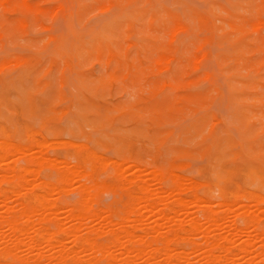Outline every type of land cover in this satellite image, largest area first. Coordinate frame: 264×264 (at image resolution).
<instances>
[{"label":"rangeland","instance_id":"1","mask_svg":"<svg viewBox=\"0 0 264 264\" xmlns=\"http://www.w3.org/2000/svg\"><path fill=\"white\" fill-rule=\"evenodd\" d=\"M169 11L177 16L176 21L172 22L173 19L169 18ZM196 13L203 15L209 26L213 25L211 19L215 21L214 24L218 23L216 36L209 32L211 31L209 26L207 28L202 26L201 29L198 19L194 17ZM188 17L192 23L187 20ZM229 22L238 28H244V33L241 35L236 29L231 28ZM218 25L221 27L219 28ZM224 25L229 29H225ZM193 28L197 30L193 31ZM218 30L220 32H217ZM227 37H240L241 41L245 40L239 46L241 55L244 57L241 62L231 60L232 56L237 54L230 47V42L226 41ZM205 38L209 39L208 44L202 41ZM110 49L114 52V56L108 65L106 55ZM115 58L122 60L125 66L121 67L114 60ZM127 64L131 65L128 67ZM263 112L264 0H0V145L4 146L3 148L11 147V151H8L10 156L6 153L9 159L6 158L4 161L0 159V183H2L3 172V177L8 176L5 180L6 184L4 182L0 186L4 189V191L1 189L2 193L9 198L7 206L18 211L17 214L21 211L18 205L23 196H29L28 202H33L34 197L28 191H34L37 185L43 187L44 182L48 186L53 184L50 188L52 190L53 187L57 188L50 193L52 196L50 198L59 209V217L63 221L60 227L64 230L72 223L68 216L70 214L66 212L76 207L80 200L78 191L85 185L84 188L85 190L88 188L86 193L89 195L84 202V207L89 205L88 209L93 208V211L99 209L96 214H100V217H97L98 220L94 218L96 222L94 219L91 221L92 218L88 219L89 216L88 221L84 219L86 221L82 222V230L79 232L81 236H87L88 234H83L86 230L89 231L90 227L96 228L98 224V227H101L110 220L116 222L121 217L126 219L128 215L130 219L125 223H127L126 226L132 227L135 224L133 218H138L136 215H139L140 211H145V205L143 204L142 207V203L137 206L138 208L134 206L135 203L139 205L141 201L137 203L134 198L133 203L131 200L138 192L135 186L132 184L129 187L131 183L124 182L125 176L131 178L136 174L147 182L150 178L149 184L153 191L154 189H161L164 193L166 191L163 197L168 200L164 202L162 199V204H159L160 210H166L170 203L172 206L175 204L170 208L178 209L174 201L175 195L177 199L179 198L177 193H181L179 196L183 199L186 197V200L193 199L191 196L194 197V194L200 198L211 200L214 198L212 205L219 204L224 193V195L228 194L229 196L226 197L229 198L233 191V193L248 192V194L251 191L264 196V188L258 184H251L244 176L247 175L246 170L253 162L264 163ZM10 143L13 145L11 146ZM37 143L42 147H37ZM1 146L0 158L5 155ZM14 146L19 152L14 153ZM22 146H26L29 150ZM23 149L29 152L22 155ZM11 152L15 154L13 157ZM27 156H32L29 159L33 164L36 162L35 157L37 161L40 159L41 163L36 162L32 166L31 162L26 164L24 161L26 159L29 161ZM62 164L65 166L63 167ZM9 166H18L17 168L21 171L27 168L32 170L35 166L34 171L32 170L34 173L31 172L32 175L39 172V176L35 174L37 178L32 177L31 174H24L28 181L32 177L33 182H24L23 173L25 172L21 173L19 169V173L23 175L21 176L23 181L18 180V184L24 187L23 183H26L24 188L32 186V189L27 188L25 191L17 182L15 185L14 179H18L19 173L18 170H13L14 168L12 173ZM117 167L121 170L120 172ZM35 168L39 171L37 172ZM70 170H74L73 172L78 175H74L76 180H72L70 175L73 176V172L70 173ZM114 170L116 173H113ZM61 171L62 173L64 171V174L66 172L70 174H66L68 175L66 179L70 182L66 181L69 184L64 183L66 175L61 174ZM28 172L30 173L29 170ZM153 172H155L154 177L151 175ZM15 173L17 178L10 177ZM174 176L183 184L182 189L177 190L178 192H173L176 191ZM121 177H124V180ZM152 178L156 179L154 181H159L153 182ZM217 181H220L224 187L223 194L216 186ZM12 186H14L13 190ZM16 186L21 189V191L18 190L19 193L17 191V196L22 191L26 192L21 193L22 197L17 198L14 194ZM132 188L135 189V193ZM38 189L33 192L35 195L43 191ZM129 192L133 194L132 198ZM140 196L136 195V198H141ZM232 196L233 194L229 199ZM130 203L133 205L130 206ZM236 203L241 202L237 200ZM5 205L0 203V212L7 210ZM192 205L190 206L192 207L190 208L191 217L202 219L196 205H193L194 208ZM133 206L137 211L142 207L134 217L127 211L128 208L135 211ZM67 207L68 209H65ZM92 210L89 212L91 213ZM100 211L103 213H99ZM158 211L156 210L155 213ZM149 215L147 219L142 220L144 226L148 225V229L154 219ZM178 216L177 218H183L182 215ZM104 217L108 221L103 222ZM64 218L70 221H65ZM32 219L35 221L34 218ZM121 219L117 222H122L123 219ZM230 221L227 219L228 226L234 225V218L233 220L230 218ZM25 222L26 219L20 221L21 225ZM100 222L103 223L100 225ZM0 223L3 224H0V228L4 236L0 244L11 249L13 232L9 230V226H6L7 229L4 227L7 224ZM32 223H30L32 228L27 223L30 227V237L32 238L33 235V239L28 237V240L39 239L34 235L38 227L33 226ZM87 223L90 225H86ZM149 223H151L150 226ZM202 223L205 227L207 226L206 222ZM55 228L52 225V229ZM140 228L147 229L143 228L142 222V225H139L141 232L137 229V236L142 235ZM167 228L169 229V226L162 229V234L168 232ZM252 231L254 232L253 228L250 233L256 236L257 234ZM59 234L56 240H60L62 236L61 239L65 242V247L57 248L59 250L55 247L51 251L45 244L40 245L41 243L40 247L27 248L31 241L28 242L26 238V241L24 240L26 244L25 242L23 244L25 247L21 249L22 254L19 250L12 252L26 259H31L33 255L36 258L44 253L40 257V262H36L37 264H57L55 259L52 260L53 263L51 262L52 257H57L58 261V257L61 258L67 252L66 249H72L71 244L74 246L73 241H69L72 238L65 241L67 237L60 232ZM143 234L142 236L146 235V233ZM195 234H192L195 238L184 235L185 241L178 240L180 247L176 246L177 241L174 242L176 244L171 242L173 245L171 244L170 248L173 246L176 253L180 250H183L182 253L188 251L187 254L194 249L192 251L194 258L191 257V263L200 264L203 257L200 259L198 256L201 257L203 252L198 254L201 252L195 249L198 251L202 249H199V242L202 240L201 243L204 244V237L202 234H200L201 237L199 233ZM102 235H108V237L105 236L104 239L100 235L98 237L100 239L97 238L98 243H104V241L107 243L109 240L107 243L109 246L111 244L109 234ZM212 235L213 238L216 237L215 233ZM243 237L244 239L239 238V241L236 238L237 243L231 246L240 245L241 240L243 242L247 238L245 235ZM193 239H196L195 242ZM163 240L160 238L159 244H162ZM254 240L256 244L252 247L254 251L251 249L253 254L249 256L250 258L253 255L257 256L263 250L262 242ZM149 241L153 240L149 238ZM159 244L155 242L152 247H164L163 244L161 247ZM110 247L113 246L110 245ZM111 248H107L110 253L113 252ZM154 248L151 250L154 251ZM62 249L66 252L60 251ZM55 250L61 252L62 256L57 255L59 253L56 252L54 254ZM121 251L124 250L120 249L119 252ZM115 252L120 259L127 257L122 255V252L121 256L118 251ZM95 253L93 259L97 256ZM91 254L88 256L89 260H92L89 258ZM254 256L249 258V261L256 258ZM257 258L255 263L262 264L261 257L260 261ZM43 259L44 261H41ZM246 259L240 262L245 261V264H248L249 261ZM17 263L20 264V262Z\"/></svg>","mask_w":264,"mask_h":264},{"label":"bare ground","instance_id":"2","mask_svg":"<svg viewBox=\"0 0 264 264\" xmlns=\"http://www.w3.org/2000/svg\"><path fill=\"white\" fill-rule=\"evenodd\" d=\"M3 1H5V0H3ZM127 1V0H126ZM63 3V2H62ZM64 4V3H63ZM105 7V6H104ZM103 7V8H104ZM200 7V6H199ZM106 8V7H105ZM179 11V10H178ZM211 13H213V12H211ZM201 14H203V13H201ZM206 14V13H205ZM209 14V13H208ZM215 14V13H214ZM168 16H169V18L172 20V22L173 21H176V19H177V16H174L172 13H170V11H169V13H168ZM208 17H209V15H207ZM216 16V15H215ZM181 17H183L182 15H181ZM194 17L195 18H197L198 19V21H199V23H200V27H201V29H202V26L203 27H205V28H207L209 25H208V21H207V19L205 18V17H203V15H200L199 13H196L195 15H194ZM238 17V16H237ZM236 17V18H237ZM179 19V18H178ZM189 17H188V21H189ZM216 19V18H215ZM237 20H239V18H237ZM237 20L235 21V22H237ZM152 21V20H151ZM188 21H186L187 23H188ZM211 21H213V25L212 26H209V28L211 29V31H209V32H211L212 34H213V36L216 34V30L218 29V27L216 26L217 24H214V20L213 19H211ZM164 22H166V21H164ZM167 22H169V21H167ZM189 22H191L192 23V20L191 21H189ZM175 23V22H174ZM185 23V22H184ZM187 23H186V25H187ZM191 23H189L190 25H191ZM212 23V22H211ZM222 23V22H221ZM238 23H239V21H238ZM241 23V22H240ZM224 24H226V23H224ZM229 24V26L231 27V28H234V29H236L241 35L244 33V28H238L236 25H233L232 23H228ZM227 25V24H226ZM226 25H224L225 27H226ZM219 26V25H218ZM176 27V26H175ZM179 27V26H178ZM178 27H177V29H178ZM221 26H219V28H220ZM223 27V26H222ZM224 27V28H225ZM189 28H190V26H189ZM192 28V27H191ZM224 28H222L223 30H224ZM176 29V28H175ZM184 29V28H183ZM194 30L193 31H195V30H197V29H195V28H193ZM200 29V30H201ZM225 29H229V27L227 26ZM180 30V29H179ZM189 30V29H188ZM205 30H208V29H205ZM222 31V30H221ZM186 32V31H185ZM203 32H204V30H203ZM217 32H220V30H218ZM225 32V31H224ZM223 32V33H224ZM230 32H232V31H230ZM183 33V32H182ZM193 33V32H192ZM201 33H202V31H201ZM210 33V34H211ZM223 33H221V34H223ZM234 33V32H233ZM199 34V33H198ZM206 34H208V32H206ZM211 34V35H212ZM250 34V33H249ZM217 35V34H216ZM215 35V36H216ZM236 35V34H235ZM176 36V35H175ZM192 36V35H191ZM199 36V35H198ZM197 36V37H198ZM221 36V35H220ZM219 36V37H220ZM230 36H232V35H230ZM234 36V35H233ZM200 37V36H199ZM222 37H225V36H223L222 35ZM222 37H221V39H222ZM248 37V36H247ZM170 38V37H169ZM215 38V37H214ZM172 39V38H171ZM244 39V38H243ZM211 40V39H210ZM216 40H218L217 38H216ZM224 40H225V38H224ZM223 40V41H224ZM176 41V40H175ZM203 42H205L206 44H208L207 42L209 41V39L208 38H205V39H203L202 40ZM226 41H228V42H230L229 44L231 45L230 47L232 48V49H234L235 50V54H237V55H235V56H232V59L231 58H229V59H231V60H235V61H242L243 60V56L241 55V49L239 48V46L240 45H242V43H244V41H241V39H240V37L239 38H226ZM173 42V41H172ZM218 42V41H217ZM219 44H220V42H218ZM173 44H175V43H173ZM168 46H170V45H168ZM207 46V45H206ZM212 46L210 45V48H211ZM213 47H214V45H213ZM204 48V47H203ZM206 48V47H205ZM213 49V48H212ZM163 50V49H162ZM165 50V49H164ZM167 50V49H166ZM170 50V49H169ZM174 50V49H173ZM203 51H204V49H202ZM213 51V50H212ZM217 51V50H216ZM173 52V51H172ZM211 52V51H210ZM202 53V52H201ZM213 53V52H212ZM214 53H215V51H214ZM213 53V54H214ZM198 54V53H197ZM107 58H108V65L110 64V62L113 60L112 59V57L114 56V52L110 49L108 52H107ZM202 56V55H201ZM114 60H116L117 61V63L122 67H124L125 66V64H124V62L122 61V60H120V59H118V58H115ZM159 62V61H158ZM19 63V62H18ZM128 65V67H129V65H131V64H127ZM118 67H116V69H117ZM128 69V68H127ZM122 70V69H121ZM117 71H119V70H117ZM117 73V72H116ZM208 74V73H207ZM264 113V112H263ZM262 113V114H263ZM11 134V133H10ZM34 134V133H33ZM7 135V134H6ZM8 137V136H7ZM2 141V140H1ZM6 142V141H5ZM4 142V143H5ZM9 142H10V140H9ZM52 142V141H51ZM40 143H42V141L40 142ZM2 144V143H1ZM6 144V143H5ZM12 143H10V145H11ZM16 144V143H15ZM39 143H37V147L39 146L38 145ZM13 145V144H12ZM11 145V146H12ZM42 146H43V143L41 144ZM76 145H78V144H76ZM81 145V144H80ZM84 145V144H83ZM1 146V145H0ZM16 146V145H15ZM14 146V147H15ZM19 146V145H18ZM18 146H16V147H18ZM35 146V145H34ZM42 146H39L40 148L42 147ZM2 147V146H1ZM4 147V146H3ZM2 147V148H3ZM13 147V149H14V153H17V151L19 152V150L16 148H14ZM22 147H25V148H27L26 146H22ZM22 147H21V150H22ZM50 147H52V146H50ZM57 147V146H56ZM78 147V146H77ZM11 147L10 146H5V148H3V149H1V150H4L3 152H4V156H5V158H4V156H2L0 159H3V161L4 160H6V158H8V156L6 157V155L8 154L9 155V153H8V151L10 150L11 151V149H10ZM28 149V148H27ZM48 149V148H47ZM16 150V151H15ZM24 150V149H23ZM29 150V149H28ZM28 150H24V151H22V155H24V153L25 152H29ZM45 150V149H44ZM81 150H83V149H81ZM35 151V150H34ZM86 151V150H85ZM33 152V151H32ZM7 153V154H6ZM82 153V152H81ZM1 155H2V153H0ZM11 156L13 157L15 154H13V152H11ZM27 153H25V155H26ZM36 154V153H35ZM34 154V155H35ZM41 154V153H40ZM86 154V153H85ZM84 154V155H85ZM20 155H21V153H20ZM34 155H33V157H34ZM10 156V155H9ZM42 156V155H41ZM86 156V155H85ZM16 157V156H15ZM28 157V156H27ZM31 158H32V156H30ZM30 157H28V159L30 158ZM24 158H26L25 156H24ZM23 158V159H24ZM36 158V162H37V164H38V162H39V164L41 163V161H40V159H39V161H37V157H35ZM34 158V159H35ZM78 158H80V156L78 157ZM83 158H85V157H83ZM86 158H88V157H86ZM102 158V157H101ZM9 159V158H8ZM12 159V158H11ZM23 159H21L22 161H23ZM34 159H33V162H34ZM239 160H240V158H239ZM2 161V162H3ZM13 161H14V158H13ZM19 161V160H18ZM18 161H17V163H18ZM21 161V162H22ZM46 161V160H45ZM48 161V160H47ZM82 161H85V159H82ZM87 161V160H86ZM14 162H16V161H14ZM26 164L28 163V162H31V166H32V161H31V159H29V161H27V159H26V161H24ZM36 162H34V164L33 165H35V163ZM63 162H66V161H63ZM72 162H74V161H72ZM80 162V161H79ZM240 162V161H239ZM50 163H51V161H50ZM67 163V162H66ZM101 163H102V161H101ZM100 163V164H101ZM0 164H1V161H0ZM19 164H20V162H19ZM23 164V163H22ZM48 164V163H47ZM46 164V165H47ZM55 164V163H54ZM99 164V165H100ZM42 165V164H41ZM53 165V164H52ZM133 165V164H132ZM1 166V165H0ZM12 166V165H11ZM11 166H9V168L12 170L13 168V170H18V173L21 171V169L20 168H17L18 166H13V167H11ZM24 166V165H23ZM44 166V165H43ZM48 166V165H47ZM62 166L64 167L65 165L64 164H62ZM68 166V165H67ZM71 166V165H70ZM74 166V165H73ZM73 166H72V169H73ZM85 166V165H84ZM83 166V167H84ZM134 166V165H133ZM136 166L137 165H135V168H136ZM3 167H4V165H3ZM5 167H6V165H5ZM25 168H26V166H24ZM35 167V166H34ZM34 167H33V171H34ZM45 167V166H44ZM56 167V166H55ZM59 167V166H58ZM119 167H120V165H119ZM182 167V166H181ZM222 168H223V166H221ZM2 168V167H1ZM40 168V167H39ZM75 168H77V167H75ZM118 168V167H117ZM134 168V167H133ZM134 168V169H135ZM19 169H20V171H19ZM30 171V173L28 172V170ZM25 171H24V169H23V171H21V173H23V172H25V173H23V175L25 174V175H29V174H31L32 175V170H30L31 168H27ZM36 169V168H35ZM42 169V168H41ZM60 169H62V168H60ZM68 169H70V168H68ZM119 169V168H118ZM117 169V170H118ZM137 169V168H136ZM138 169H139V167H138ZM12 170V173L14 172ZM37 170V169H36ZM59 170V169H58ZM116 170V171H117ZM140 170H142V169H140ZM2 171H4V170H2ZM8 171V170H7ZM32 171V172H31ZM39 170H37V172H38ZM66 171V170H65ZM71 171V170H70ZM70 171H68V172H70ZM74 171V170H73ZM73 171H71L70 173H72ZM121 170L119 169V171L118 172H120ZM138 171V170H137ZM146 171V170H145ZM152 171V170H151ZM232 171V170H231ZM230 171V172H231ZM115 172V170L113 171V173ZM133 172V171H132ZM140 172V171H139ZM143 172H144V170H143ZM246 172H247V175H244V176H246L247 178V181L248 182H250L251 184H258L259 186H261V188H264V163H256V162H253L249 167H248V169L246 170ZM1 173V172H0ZM9 173V172H8ZM11 173V172H10ZM11 173V174H12ZM21 173H19V174H17V176H19L18 177V179L16 180V179H14V184L16 185V182H17V184H18V180H21V181H23V179H24V182L26 181H28L27 179V177L25 176V177H23V179H21V176H23V175H21ZM34 173V172H33ZM39 173V172H38ZM38 173H35V174H38ZM83 173V172H82ZM85 173V172H84ZM116 173V172H115ZM122 173V172H121ZM120 173V174H121ZM137 173V172H136ZM149 173V172H148ZM152 173V172H151ZM160 173V172H159ZM158 173V174H159ZM3 174H4V172L2 173V183H0V185L1 184H3L4 182H5V180L8 178V176H4L3 177ZM5 174H7V172L5 173ZM10 174V175H11ZM32 175V177H35V178H37V175ZM61 174H63V175H66V174H68V175H70L69 173H67L66 172V174H64V171H63V173H62V171H61ZM73 174V176L74 175H77V174H75L74 172L72 173ZM80 174H81V172H80ZM86 174V173H85ZM118 174V173H117ZM155 172H153V174H151L152 175V177H154L155 175ZM156 174H157V172H156ZM14 176H10V177H15V178H17L16 177V173L15 174H13ZM30 175V176H31ZM68 175H66V177L64 176V178H61V179H64V183H67V184H69L68 182H70L68 179H66L67 177H68ZM132 175V174H131ZM138 174H136V176L135 175H133V176H131V178H129V177H127V176H125V180L123 179L124 177H121V179H123L124 180V182H127V183H131L130 185H129V187L130 186H132V184L135 186V189H137V191L139 192H136V195L137 196H139V195H141L140 197L141 198H136V195L133 197V194L131 193V192H129V194L131 193L132 194V196H130L131 198L133 197V199H131L132 200V202L134 203V201H135V199H136V201L135 202H140L139 203V205L138 204H134V206H140L141 205V203H142V207L144 206V209H145V211L143 210V211H140V213H139V215L137 216L136 215V217H138V218H135L134 216H135V214L136 213H138L139 212V209L141 210L142 209V207H140L139 209H138V211H137V209L133 206L132 208H133V210L135 209V211H137V212H135V211H132V210H128V209H130V208H128L127 209V211H129L128 213L129 214H133V223H135L134 224V226H132V227H128V226H126V224L127 223H125V221L127 220V222H128V220L130 219V216L128 215V218L126 217V219H124L125 217H121L120 219L122 220V222H117V221H120V219L119 220H117L116 222L113 220V221H109L107 224H104L103 226H101V227H98L99 226V224L97 225V227L95 228V227H90V226H88V227H90L89 228V231H87L86 229H88V227L84 230L85 231V233L83 234V235H86V234H88L87 236H81L82 234H79V232L82 230V222L83 221H88V219H91V221L94 219V218H96L97 220H98V218L100 217L99 215H98V213L96 214V212H98V210H96V211H93L94 209L93 208H90V210H92V212L90 213L89 211V205H85V207H84V202H86V200H87V195H89V194H87L88 193V188L85 190V188H84V186L85 185H83V189L81 188L82 186H80V191H78V193H79V196H80V200H78V203L76 204V207L74 208V207H72L73 208V210H72V208H70L71 209V211H69V212H66V213H68V214H70V215H68L69 216V219L71 220V225L69 224V222L67 221V223L70 225V227H68L67 226V228L66 227H63V228H66V229H64V230H62L61 229V224L63 223V221L62 220H60V218L61 217H59V215H60V213H58V207L56 206V204L55 203H53L51 200H53L52 198H50V197H52L51 195H50V193H52V191L55 189V188H57V187H53V190L50 188V186L52 185L53 186V184H49L50 186H48V184L46 185V182H44V186L43 187H41L40 185L38 186L37 185V189L38 190H43V191H40V192H42V193H40L39 191V193L40 194H38L37 192V195H35L33 192H35V190H37V189H35L34 191H31L30 189H32V186H30L31 188H28V190H30V191H28L29 193L31 192L32 193V197H34V199L32 198V200H33V202H28V198L27 197H29V196H23V199H22V201H20L19 203V205H18V207L20 206V208H21V211H20V213H18L17 214V212L16 211H14L12 208H10V207H8L7 206V202H8V200H9V198L7 197V196H5V194H3L2 193V191H1V189H2V185L0 186L1 188H0V203L2 202V203H4V205L5 206H7V210H5L6 212H4V210H2L0 213V222H3V223H5V224H7V225H5L4 227H6V226H9V230L11 229V231L13 232V236H11V237H13V243H12V245H13V247H11V249L8 247V246H4L3 247V244H0V264H19V263H17V262H20V264H37L38 263V261L40 262V257H41V255H43V254H39L38 256H36V258L35 257H33L32 256V258L31 259H26L25 257H21L20 255H19V257H21V258H19L18 256H16V254L14 253L13 254V252H14V250H19L20 252L19 253H21V249L23 248V247H25V245L23 246V244H24V242L26 241L25 239L27 238V240L29 239L28 237H30V233H29V229H30V227L32 226L30 223L31 222H33L32 224H33V226H37L38 228L35 230V232H34V235H36L39 239H34V240H31V239H33V235H32V238L30 239V240H28V242L29 241H31V243L29 242V244H30V246H29V244H28V242H27V246H29V247H27V248H30L31 246H39L40 247V245H46V246H48L50 249H51V251H52V249H54L55 247H56V249L57 248H59V247H61V248H64L65 247V242L63 241V239H61V237H60V240H56L57 238L56 237H58V234H59V232L61 233V234H63V235H65L67 238L65 239V241L66 240H68V238H72V240H69V241H73V244H74V246L71 244V248L72 249H66V251L64 250L63 251V249L62 250H60V251H63V252H66V253H62L63 254V256L61 255V252H56V250L55 251H53L54 252V254H56V253H59V254H57V255H59V256H62L61 258L60 257H58L59 258V260L57 261V257H55V258H53L52 257V259H51V262L53 263V261L52 260H54V261H56V263L57 264H116V262H120V263H122V264H139V262H143V260H144V258L146 257V256H148V258L146 259L145 258V260H144V262H143V264H192L191 263V257H193L194 258V256H193V253H192V251L194 250V249H192V250H190V255H192V256H190L189 254H187V252L186 253H182V251L183 250H180L179 252L177 251V253H176V249L175 250H173L174 248H173V246H172V248H170L171 246V244L173 243V244H176V243H174L175 241H177V245L176 246H178V244H179V242H178V240H184L185 241V239H186V235H190V236H192V237H194L193 235L195 234V233H199V235L200 234H202V236L204 237V240H203V243L204 244H202L201 242H202V240H201V242H199L200 243V248L199 247H197V248H199V249H201L200 251H198V249H195V251L197 250V252H203V254H202V252L201 253H198V254H202V256L200 257V256H198V258H202V260H200L201 262H200V264H242V263H244L245 264V261L244 262H240V261H242L243 259H246L247 257H248V259H246V260H248L249 261V256L251 255V254H253L252 253V250L254 251V249H252V247H253V245L254 244H256V243H254V239H258L257 241H260V242H262L261 243V245H262V248H263V250L261 251V253L259 254L258 253V255L257 256H254V257H258L257 258V260L260 258L261 259V262H262V264H264V207L262 206V205H264V196L262 195V194H256V193H252L251 191L249 192V194H248V192L247 193H240V192H237V193H233L232 192V194H233V196H232V198L231 199H229L230 197H231V195L232 194H230V197L228 198V197H226L228 194H226V195H224L225 193V190H224V187H222V185H221V183H220V181H217V184H216V186L219 188V190H220V192L223 194L222 195V201L219 203V204H216V205H212L213 203V199L214 198H212V200L211 199H208V198H200V197H198V196H196L194 193V197H195V199H194V197H193V195L191 196L193 199H191L190 197V199H188V200H186V197H184V196H182V197H184V199L183 198H181L179 195L181 194H179V193H177L178 194V199H177V196L175 195V197H176V199L174 200L175 202H176V206H177V208L178 209H176V208H170L171 206H172V204L170 203V206H169V204H168V207L166 208V210L164 209V210H160L159 209V204H162V202H163V200L162 199H164V202L165 201H167L168 199H166L165 200V198L163 197L164 195H165V193H166V191H165V193L163 192V190L161 191V189L160 190H157V189H154V191L150 188V184H149V181H150V178H149V181L147 182L145 179H143V178H141L140 176L138 177L137 176ZM146 175V174H145ZM149 175V174H148ZM154 175V176H153ZM170 175H173V174H170ZM177 175V174H176ZM30 176H28V177H30ZM38 176H39V174H38ZM71 177H72V180H76V176H72V175H70ZM78 176V175H77ZM122 176H124V175H122ZM147 176V175H146ZM32 177H30V181H31V178ZM61 177H63V176H61ZM71 177H69L70 179H71ZM157 177V176H156ZM161 177V176H160ZM173 177V176H172ZM175 177V176H174ZM34 178V179H35ZM79 178H80V176H79ZM128 178V179H127ZM158 178V177H157ZM167 178V177H166ZM176 178V177H175ZM175 178H173V182H174V184H175V190L176 191H173V192H178V191H180L182 188V186L181 185H183V184H181L180 183V181H178L179 179L178 178H176L177 180H175ZM181 179H182V177H180ZM3 179H4V181H3ZM33 179V180H34ZM81 179V178H80ZM154 179L155 178H152V180H153V182H158L159 180H157V181H154ZM245 179V178H244ZM66 180H68V182L66 181ZM156 180V179H155ZM161 180V179H160ZM218 180V179H217ZM20 181V182H21ZM30 181H28V182H30ZM1 182V181H0ZM9 182V181H8ZM31 182H33V181H31ZM58 182H60V180L58 181ZM123 182V181H122ZM121 182V183H122ZM123 182V183H124ZM172 182V181H171ZM194 182V181H193ZM23 183V182H22ZM4 184H6V182L4 183ZM24 184V187H26V183H23ZM31 184V183H30ZM34 183H32V185H33ZM37 184V183H36ZM43 184V183H42ZM70 184H72V182L70 183ZM80 184V183H79ZM78 184V185H79ZM151 184H152V182H151ZM200 184V183H199ZM19 185V184H18ZM28 186H29V183L27 184ZM35 185V184H34ZM33 185V186H34ZM62 185V184H61ZM154 185V184H153ZM248 185V184H247ZM246 185V186H247ZM7 186V185H6ZM5 186V187H6ZM20 186V188H22V190H24L25 189V191H26V189L27 188H24L21 184L19 185ZM47 186V187H46ZM51 186V187H52ZM87 186V185H86ZM160 186V185H159ZM253 186V185H252ZM35 187H36V185H35ZM72 187V186H71ZM88 187V186H87ZM192 187H194V186H192ZM248 187V186H247ZM256 187V186H255ZM254 187V188H255ZM4 188V187H3ZM13 188H14V186H12V190H13ZM18 189V186H16L15 187V189H16V192L14 193V194H16V196H17V191L19 190V191H21V189ZM59 188H60V186H59ZM62 188V187H61ZM124 188V187H123ZM153 188V187H152ZM157 188V187H156ZM190 188V187H189ZM196 188V187H195ZM63 189V188H62ZM78 189V188H77ZM129 189V191H130V188H128ZM133 189V188H132ZM131 189V190H132ZM135 189H133L132 191H134ZM236 189V188H235ZM234 189V190H235ZM3 191H4V189H2ZM6 190V189H5ZM58 190V189H57ZM56 190V191H57ZM155 190H157V191H155ZM178 190V191H177ZM188 190V189H187ZM186 190V191H187ZM191 190V189H190ZM15 191V190H14ZM19 191H18V193H19ZM170 191V190H169ZM183 191H185V190H183ZM211 191V190H210ZM255 191V190H254ZM23 192V191H22ZM21 192V193H22ZM75 192V191H74ZM87 192V193H86ZM168 192V191H167ZM182 192V191H181ZM208 192V191H207ZM227 192H229V191H227ZM243 192V191H242ZM13 193V192H12ZM21 193L20 194H18V196H21ZM24 193H26V192H23L22 194H24ZM55 193V192H54ZM56 193H58V192H56ZM134 193H135V191H134ZM138 193V194H137ZM169 193H172V192H169ZM215 193H217V192H215ZM231 193V192H230ZM28 194V193H27ZM59 194V193H58ZM67 194V193H66ZM164 194V195H163ZM219 194V193H218ZM29 195H31V194H29ZM35 195V196H34ZM13 196H15V195H13ZM15 196V197H16ZM18 196H17V198H18ZM21 196V197H22ZM168 196H171V194L169 195L168 194ZM168 196L166 195V197L168 198ZM190 196V195H189ZM229 196V195H228ZM78 197V196H77ZM90 197V196H89ZM93 197V196H92ZM196 197H197V199H196ZM10 198H11V196H10ZM54 198V197H53ZM56 198V197H55ZM135 198V199H134ZM188 198V197H187ZM139 199V201H137ZM171 199V198H170ZM234 199V200H233ZM11 200H13V199H11ZM55 200V199H54ZM191 202H190V201ZM192 200H194V201H192ZM239 201L240 200V202L241 203H236V201ZM245 200V201H244ZM90 201H92V200H90ZM160 202V203H159ZM93 203H95V202H93ZM167 203V202H166ZM192 203H194L193 205H196V209H198V211H199V213L200 214H202V215H200L199 214V216H202L201 218L203 219H200L199 217H191V213L192 212H190V208H192V207H190L191 205H192ZM13 204V203H12ZM88 204V203H87ZM131 204V203H130ZM144 204V205H143ZM165 204V203H164ZM3 205V204H2ZM133 204H131L130 206H132ZM192 205V206H193ZM252 205L254 206V207H252ZM87 206H89V207H87ZM175 206V204H173V206L172 207H174ZM262 206V207H261ZM2 207V206H1ZM20 208H19V210H20ZM61 208V207H60ZM94 208H95V206H94ZM138 208V207H137ZM193 208H194V206H193ZM254 208V209H253ZM62 209V208H61ZM65 209H68V207L67 208H65ZM69 209V210H70ZM195 209V210H196ZM63 210H64V208H63ZM89 210V211H88ZM156 210H159L157 213H155V211ZM263 210V211H262ZM62 211V210H61ZM131 211H132V213H131ZM261 211V212H260ZM95 212V213H94ZM142 212H144V213H142ZM99 213H103L102 211H100ZM109 213V212H108ZM182 213V214H181ZM194 213V212H193ZM110 214V213H109ZM149 214H151V216H153L152 218H154L153 219V225L151 224V223H149V226H150V224H151V227L148 229V225H147V227H146V225L144 226V221H142L143 219H147L148 218V215ZM183 216V218L182 217H180L181 215ZM172 215H174V216H172ZM176 215V216H175ZM179 215V216H178ZM89 216V218L87 219V217ZM115 216V215H114ZM150 216V215H149ZM151 216H150V218H151ZM177 216L178 217H180V218H177ZM58 217H59V219H58ZM86 217V218H85ZM98 217V218H97ZM32 218H34V220L35 221H33V219ZM109 218V217H108ZM230 218H231V220H233V218H234V225L232 226V225H230V226H228V222H227V219L230 221ZM23 219H26V224L28 223V224H30V227H29V225L27 226L25 223H24V225H21V223H20V221L22 222V220ZM68 218H64V220L66 221V220H69ZM84 219H86V220H84ZM96 219H94V222H96ZM102 219H103V217H102ZM116 219V218H115ZM132 219V218H131ZM2 220V221H1ZM69 220V221H70ZM150 220H152V219H150ZM103 222L104 221H108V220H106V218L104 217V220H102ZM206 222V227H205V225L202 223V222ZM94 222H92V223H94ZM103 222H100V225H101V223H103ZM142 222H143V228H147V229H144L145 230V232H144V230H142L141 228V230H142V235H144L143 233H146V235L145 236H140V235H138L137 236V234H136V232H137V229H138V231L139 232H141L140 230H139V225H142ZM152 222V221H151ZM231 222V221H230ZM229 222V223H230ZM66 223V224H67ZM106 223V222H105ZM140 223V224H139ZM187 225H186V224ZM1 224V223H0ZM89 223H87L86 225H88ZM90 224H91V222H90ZM89 224V225H90ZM130 224V223H129ZM137 224H139V225H137ZM1 225H3V224H1ZM52 225L54 226V228L56 227H58L57 228V230H56V228L55 229H52ZM136 225V226H135ZM27 226V227H26ZM93 226V225H92ZM94 226H96L95 225V223H94ZM166 226H169V229L167 230L168 232L166 233V234H162L163 232H162V229H164ZM103 227H105L104 229H103ZM32 228V227H31ZM33 228H36V227H33ZM252 228L254 229V234H257L256 236H257V238H254L253 239V237H256V236H254V235H252L251 233H250V230H252ZM5 229V228H4ZM6 229H7V227H6ZM103 229V230H102ZM56 230V231H55ZM147 230V231H146ZM230 230V231H229ZM32 231V230H31ZM59 231V232H58ZM6 232V231H5ZM87 232V233H86ZM2 232H1V228H0V242H1V240H2V238L4 237V236H2V234H1ZM56 233H58V234H56ZM104 233H107V234H109V236H110V238H111V240H110V242L109 243H111L110 245L111 246H113L112 248H113V252H108V250H107V248L108 249H110L111 247H110V245L108 246V241H107V243H105V241H104V243H98V241H97V238L98 237H100V235L105 239V236H103L102 234H104ZM212 233H215V235H216V237L215 238H213L214 237V234L212 235ZM30 234V235H29ZM111 234V235H110ZM193 234V235H192ZM248 234V235H247ZM60 235V234H59ZM80 235V236H79ZM186 237H185V236ZM213 237H212V236ZM243 235H245V236H247V238H245V240L242 242V240H241V242L239 243L240 245H237L236 244V246L237 247H232V246H234V245H232V244H235V240H236V238H238V240L237 241H239V238H243L244 239V237H243ZM252 235V237L250 238V236ZM189 236V237H190ZM195 236H196V234H195ZM10 237V238H11ZM101 237V238H102ZM106 237H108V235L106 236ZM191 237V238H192ZM199 237H201V235L199 236ZM8 238V237H7ZM65 238V237H64ZM149 238H150V240H153V241H149ZM160 238H162V239H164L163 240V242H162V244H163V248H154V247H152L153 246V244H155V242L157 243V244H159V242H160ZM195 238V237H194ZM197 238H198V236H197ZM4 239V238H3ZM98 239H100V238H98ZM188 239V238H187ZM201 239V238H200ZM261 239V240H260ZM25 240V241H24ZM62 240V241H61ZM194 240V242H195V240L196 239H193ZM159 241V242H158ZM11 242V241H10ZM153 242V243H152ZM172 242V243H171ZM259 242V243H260ZM41 243V244H40ZM181 243V242H180ZM193 243V242H192ZM199 243H196V244H199ZM237 243V242H236ZM25 244H26V242H25ZM38 244V245H37ZM40 244V245H39ZM107 244V245H106ZM161 244V243H160ZM159 244V245H160ZM162 244L160 245V247L162 246ZM172 244V245H173ZM201 244H202V246H201ZM126 247H125V246ZM232 245V246H231ZM147 246H151V248L153 249L154 248V251L153 250H151V248H149L148 247V249H150L149 251L147 250ZM156 246V245H155ZM42 247V246H41ZM44 247V246H43ZM47 247V248H48ZM74 247V248H73ZM110 247V248H109ZM124 247V248H123ZM158 247V246H157ZM178 247H180V246H178ZM257 247V246H256ZM46 248V247H45ZM60 248V249H61ZM111 248V249H112ZM235 248H236V250H235ZM261 248V249H262ZM31 249V248H30ZM32 249H34V248H32ZM35 249H37V248H35ZM41 249V248H40ZM118 249V250H117ZM120 249H122V250H124L123 252H122V255H126L127 257H123L124 259H120L119 258V256H117V254H116V252L115 251H118V254L120 255V253L121 252H119V250ZM178 249H180V248H178ZM252 249V250H251ZM23 250V249H22ZM26 250V249H25ZM57 250H59V249H57ZM115 250V251H114ZM146 250L148 251V252H146ZM174 251L173 253H175V254H173L171 251ZM234 250L236 251V252H234ZM13 251V252H12ZM30 251H32V250H30ZM91 251H94L93 253L91 252ZM112 251V250H111ZM153 251V252H152ZM194 251V254L196 253ZM23 252V251H22ZM56 252V253H55ZM96 252V253H95ZM125 252V253H124ZM257 252H258V250H257ZM39 253V252H38ZM40 253H42L41 251H40ZM91 254L90 255V259L92 258V260H89L88 259V256H89V254ZM97 254V256H96V259L94 258L93 259V257H94V255L93 254ZM148 253V254H147ZM152 253V254H151ZM22 254V253H21ZM30 255V254H29ZM32 255V254H31ZM36 255V254H35ZM134 255V256H133ZM196 255V254H195ZM47 256V255H46ZM50 256V255H49ZM52 256V255H51ZM50 256V257H51ZM54 256V255H53ZM87 256V257H86ZM121 256V255H120ZM253 256L251 257V258H253ZM26 257H29V256H26ZM31 257V256H30ZM44 258H45V256H43ZM42 257V258H43ZM121 257V258H122ZM197 258V257H196ZM250 258V259H251ZM256 258H254L253 260H250L249 261V263L248 264H250V262H251V264H254L255 263V259ZM263 258V259H262ZM46 259H47V257H46ZM88 259V260H87ZM120 259V260H119ZM260 259H259V261H260ZM48 260V259H47ZM47 260H46V262H47ZM72 260V261H71ZM122 260V261H121ZM139 260H141V261H139ZM194 260V259H193ZM41 261H44V259L43 260H41ZM50 261V260H49ZM37 262V263H36ZM50 262V263H51ZM60 262V263H59ZM196 262V261H195ZM247 262V261H246ZM49 263V262H48ZM197 263H199V262H197ZM257 263V262H256ZM255 263V264H256ZM260 263V262H259ZM40 264V263H39ZM118 264V263H117ZM247 264V263H246Z\"/></svg>","mask_w":264,"mask_h":264}]
</instances>
